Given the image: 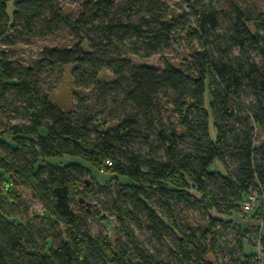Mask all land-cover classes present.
I'll list each match as a JSON object with an SVG mask.
<instances>
[{"label": "trees", "instance_id": "16d2710c", "mask_svg": "<svg viewBox=\"0 0 264 264\" xmlns=\"http://www.w3.org/2000/svg\"><path fill=\"white\" fill-rule=\"evenodd\" d=\"M248 1L254 10L246 15L231 0H184L193 17L181 34L185 63L164 62L159 70L128 57L147 59L171 48L184 24L166 1L83 0L69 20L55 0H0L2 45H29L56 33L74 42L43 49L29 67L0 53V264H165L143 248L131 223L167 247L175 264H259L244 253L239 230L208 216L237 213L254 191L264 196V0ZM54 67L68 73L67 100L99 86L89 93L92 109L101 104L105 110L112 93L121 106L102 119L81 100L63 110L52 91L40 88ZM102 71L113 77L108 90L97 83ZM162 97L170 99L171 131L156 127ZM14 113L25 123L5 119ZM150 135L160 157L131 150L138 141L151 145ZM63 158L131 182L106 187L109 204L99 200L122 236L92 237L86 216L73 211L85 197L83 167L38 165ZM214 163L218 170L210 171ZM20 185L49 218L41 245L4 212L18 201L9 187ZM184 210L199 214L200 222L191 224ZM255 215L261 229L253 236L264 251V201ZM220 249L230 253L228 263L219 259Z\"/></svg>", "mask_w": 264, "mask_h": 264}, {"label": "rangeland", "instance_id": "374dc122", "mask_svg": "<svg viewBox=\"0 0 264 264\" xmlns=\"http://www.w3.org/2000/svg\"><path fill=\"white\" fill-rule=\"evenodd\" d=\"M58 4V7L62 9L64 16L69 20H74L77 16L80 3L83 0H55ZM166 1L169 8L174 10L175 16H179L180 23L184 24L177 28L176 37L172 42L171 48L159 55H155L149 57L147 59L137 57L134 55H129V59L134 65L137 66H146L153 67L161 70L163 63L168 62L174 66H177L179 63H185L184 58L186 54L185 43L181 39V34L183 28L187 23L193 22V17L190 15L188 9H185L184 0H163ZM236 7H239L241 10L246 12V15L253 12L254 7L248 0H231ZM257 0H255L256 2ZM181 4V9L176 7L174 4ZM74 44L72 40H70L66 35L56 33L52 37H47L43 39H35L31 40L29 45L25 44H16L12 47L4 46L0 43V53H4L8 59L13 61L17 65H21L23 67L34 66L38 59L40 58V53L43 49L49 48H64L71 47ZM69 78L68 73L64 71H60L59 67H54L52 70L47 71L40 79V88L46 92L52 91V99L54 101H59L63 104L62 109L65 111H71L76 108L82 102V106H90L88 107L91 111V114L96 115L98 113H102L99 118L102 119L106 117V115L115 108L121 106L120 101H116L113 103L111 98L116 96L115 93L107 95L106 99V109L102 110V105L97 104L94 105L92 109L91 100H89V93L94 92L99 86L93 87L88 90H77V95L72 96L70 100L66 99V92L69 89ZM113 77L109 72L102 71L99 73L98 84L106 85L109 89V84L112 83ZM102 87V86H100ZM97 92V91H96ZM119 100L121 96L118 95ZM169 97V96H168ZM168 97H162L160 99L159 105V113L155 116L156 127L158 130L161 125L162 130L171 131L175 126L174 117L170 116L168 112V105L170 104V99ZM81 100V102H80ZM60 104V103H59ZM61 105V104H60ZM120 116L119 114H117ZM6 120L10 119L11 124H24L25 120L22 116L17 114H8L5 117ZM160 123L159 125H157ZM176 129V126L174 127ZM210 128V137H213V131L211 125ZM143 130V129H142ZM144 132V131H143ZM145 133V132H144ZM151 145L147 146L144 142L138 141L132 145L131 150L133 152H139L145 156H154L160 157L162 155V151L157 148V144L154 142V136L150 135ZM261 144V139L257 137L255 147H259ZM41 164H50L56 166H65L69 164H78L86 170L84 177L82 178L83 182H86L85 186L81 188V192L85 195V197L80 196L79 200L76 201L72 205V209L75 213L85 215L87 221V232L92 237L96 236H112L113 234H119L118 229L116 227V222L114 217L109 214V212L105 211L99 200L109 204V195L106 192V187H112L115 183H118L122 186L130 185L131 182L125 179L110 177L108 175H104L100 170H95L89 167L83 161L74 158H63L60 161H38V165ZM217 163L212 164L210 167V171L218 170ZM12 192L18 195V201L13 207L5 206L4 212L8 214V216L12 217V220L26 227L27 234L31 235L38 245H41L42 242L39 239V234L43 227H47L49 225V218L46 214V211L42 204L35 198H33L28 190H26L23 186L9 187ZM3 187L0 186V192H2ZM85 190H93L97 197H94L90 193ZM188 194L193 199H200V196L194 191H188ZM81 200V202H80ZM264 201V196L260 195L259 191H254L249 197L248 201L241 205L239 211L230 216H221L216 214L213 211L208 213V216L212 219H218L222 222L228 223L231 227L239 230L241 235L245 238L244 244V253L254 255L259 264L264 263V251L261 248L259 243V238L254 237L253 234L259 232L261 229V223L256 219V211L262 206ZM247 205L249 207L247 208ZM12 211H11V210ZM11 211V212H10ZM190 218L191 224H196L200 222V215L196 212H187L183 211ZM131 229L133 230L135 236L138 241L141 243L144 249L148 250L152 253L158 261H162L165 264H175L171 256L168 254L167 247L160 244L154 238L150 236L144 226H137L134 223H131ZM119 236H122L119 234ZM49 239H57V236L50 235ZM229 239V237L227 238ZM223 241L220 242V246H223ZM231 244L229 248H231ZM218 257L220 260L224 262H229L230 253L226 250L220 249L218 250ZM235 258V257H234Z\"/></svg>", "mask_w": 264, "mask_h": 264}, {"label": "built area", "instance_id": "2783aa9c", "mask_svg": "<svg viewBox=\"0 0 264 264\" xmlns=\"http://www.w3.org/2000/svg\"><path fill=\"white\" fill-rule=\"evenodd\" d=\"M107 165H109V164H107ZM104 169V168H103ZM249 207V205H247V208Z\"/></svg>", "mask_w": 264, "mask_h": 264}, {"label": "water", "instance_id": "95a60500", "mask_svg": "<svg viewBox=\"0 0 264 264\" xmlns=\"http://www.w3.org/2000/svg\"><path fill=\"white\" fill-rule=\"evenodd\" d=\"M85 184H86V182H85ZM80 202H81V200H80Z\"/></svg>", "mask_w": 264, "mask_h": 264}]
</instances>
